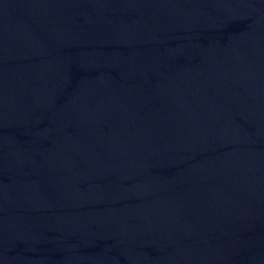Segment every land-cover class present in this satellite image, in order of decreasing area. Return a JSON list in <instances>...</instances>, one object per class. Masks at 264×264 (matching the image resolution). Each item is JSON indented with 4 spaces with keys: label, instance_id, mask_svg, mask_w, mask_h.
I'll return each instance as SVG.
<instances>
[{
    "label": "water",
    "instance_id": "1",
    "mask_svg": "<svg viewBox=\"0 0 264 264\" xmlns=\"http://www.w3.org/2000/svg\"><path fill=\"white\" fill-rule=\"evenodd\" d=\"M0 264H264V0H0Z\"/></svg>",
    "mask_w": 264,
    "mask_h": 264
}]
</instances>
